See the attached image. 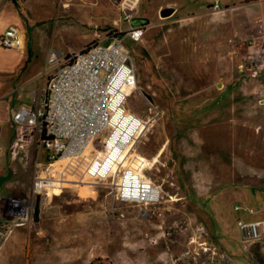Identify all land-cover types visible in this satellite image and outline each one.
Listing matches in <instances>:
<instances>
[{
  "label": "rangeland",
  "instance_id": "obj_1",
  "mask_svg": "<svg viewBox=\"0 0 264 264\" xmlns=\"http://www.w3.org/2000/svg\"><path fill=\"white\" fill-rule=\"evenodd\" d=\"M28 2L49 31H69L60 42L70 50L146 20L137 44L124 37L139 62L126 108L145 118L148 96L163 114L127 164L163 192L157 215L143 218L106 186L116 161L87 152L45 162L34 143L14 156V128L0 125V264H264V242L247 245L236 228L264 218V60L250 68L257 52L238 39V12L215 15L210 0ZM7 198L29 207L24 225L5 214Z\"/></svg>",
  "mask_w": 264,
  "mask_h": 264
},
{
  "label": "built area",
  "instance_id": "obj_2",
  "mask_svg": "<svg viewBox=\"0 0 264 264\" xmlns=\"http://www.w3.org/2000/svg\"><path fill=\"white\" fill-rule=\"evenodd\" d=\"M221 1L213 0L212 10H220ZM108 34L67 56L51 53L47 59L51 77L43 96L33 106L19 107L12 114L19 136L33 138L37 157L41 155L45 162L78 158L88 152L110 164L124 156L127 164L125 149L131 148L163 114L148 96H144L148 113L145 118L126 108V85L130 82L138 89L134 82L139 62L134 61L125 47L124 37L137 44L143 28L130 27L122 36L108 37ZM105 41L108 43L103 45ZM20 45V32L14 27L7 28L0 36L1 47ZM263 60L264 51H260L249 59L250 68L259 67ZM127 165L114 167L109 173L113 185L106 186L114 191L116 201L137 207L141 217L157 215L162 188ZM43 181L35 174L37 192L43 188ZM6 200L5 214L18 221L15 227L24 225L22 220L27 219L29 207L21 199ZM234 209L238 212L242 208L237 205ZM243 209L250 215L257 213L250 207ZM5 227L0 226V230ZM236 228L243 243L264 242V218L238 222Z\"/></svg>",
  "mask_w": 264,
  "mask_h": 264
},
{
  "label": "crops",
  "instance_id": "obj_3",
  "mask_svg": "<svg viewBox=\"0 0 264 264\" xmlns=\"http://www.w3.org/2000/svg\"><path fill=\"white\" fill-rule=\"evenodd\" d=\"M230 2L232 1L222 0L220 10L232 9L238 12V39H250L251 46L246 45L248 51H264V0ZM209 4L212 13H220V10H212L213 0H210ZM30 9L28 0H18V6L12 0H0V36L7 28L14 27L18 29L21 37V45L18 48L0 46V125L14 128L13 134L17 138L14 156L22 150L24 157H27L28 152L24 150L22 143L35 144V141L33 138L19 136L18 127L12 121V114L19 107L33 106L43 96L51 77L47 62L51 53L67 56L84 47L78 50L65 48L60 39L66 37L69 31L61 29L52 33L45 26L47 20L38 21ZM254 198L261 199L258 195ZM15 231L14 233H17Z\"/></svg>",
  "mask_w": 264,
  "mask_h": 264
},
{
  "label": "bare ground",
  "instance_id": "obj_4",
  "mask_svg": "<svg viewBox=\"0 0 264 264\" xmlns=\"http://www.w3.org/2000/svg\"><path fill=\"white\" fill-rule=\"evenodd\" d=\"M134 1L135 0H123V5H126L127 3H130V5H132V6H134V5H136L137 4V2L139 1V0H136V2L134 3ZM134 148H135V146H133L132 148H128V149H125V151L123 152V155H125V153L127 152L128 154H129V156H132L134 153H133V150H134ZM87 153V152H86ZM86 153H84V154H86ZM83 154V155H84ZM82 155V156H83ZM122 155V156H123ZM82 156H80V157H82ZM80 157H78V158H80ZM78 158H59V159H56V160H54V161H50V162H56V163H58L59 161H68V160H75V159H78ZM125 159V157L123 156V158H120V160H117L114 164H115V168H117V167H120V166H126L127 164L125 163V161L126 160H124ZM73 162H75V161H73ZM127 167H129L128 165H127ZM55 171H53V172H51V174L52 173H54ZM81 176V175H80ZM113 185V184H112ZM15 202V201H14ZM14 205V204H13ZM27 209V208H26ZM193 241V240H192ZM194 242V241H193Z\"/></svg>",
  "mask_w": 264,
  "mask_h": 264
},
{
  "label": "trees",
  "instance_id": "obj_5",
  "mask_svg": "<svg viewBox=\"0 0 264 264\" xmlns=\"http://www.w3.org/2000/svg\"><path fill=\"white\" fill-rule=\"evenodd\" d=\"M12 2L18 6V0H12ZM146 24V20L144 19H135L133 21V25L134 26H138V27H141V28H144V25ZM109 34H108V37L112 36V35H116V34H119L120 36L123 35V33H118L116 30H113V29H109ZM157 105V104H156ZM158 106V105H157ZM159 107V106H158ZM252 193V192H250Z\"/></svg>",
  "mask_w": 264,
  "mask_h": 264
}]
</instances>
